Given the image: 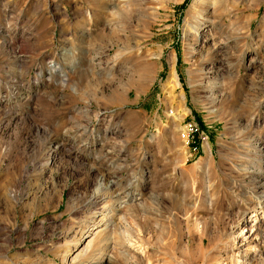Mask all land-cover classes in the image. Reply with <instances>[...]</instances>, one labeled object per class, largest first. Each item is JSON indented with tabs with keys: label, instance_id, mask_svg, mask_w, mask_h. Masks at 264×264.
Masks as SVG:
<instances>
[{
	"label": "rangeland",
	"instance_id": "obj_1",
	"mask_svg": "<svg viewBox=\"0 0 264 264\" xmlns=\"http://www.w3.org/2000/svg\"><path fill=\"white\" fill-rule=\"evenodd\" d=\"M0 264H264V0H0Z\"/></svg>",
	"mask_w": 264,
	"mask_h": 264
},
{
	"label": "built area",
	"instance_id": "obj_2",
	"mask_svg": "<svg viewBox=\"0 0 264 264\" xmlns=\"http://www.w3.org/2000/svg\"><path fill=\"white\" fill-rule=\"evenodd\" d=\"M174 110H169L171 115H174ZM179 137L187 144L202 145L205 142L207 135L201 129V126L195 121H187L179 131Z\"/></svg>",
	"mask_w": 264,
	"mask_h": 264
},
{
	"label": "bare ground",
	"instance_id": "obj_3",
	"mask_svg": "<svg viewBox=\"0 0 264 264\" xmlns=\"http://www.w3.org/2000/svg\"><path fill=\"white\" fill-rule=\"evenodd\" d=\"M254 216H256V214H252V215H250V218H248V220L247 221H249L252 217H254ZM104 221V218L102 217V218H100L99 219V223H102ZM97 229V227L95 226V223H93L92 225H91V227H89L88 229H87V231H86V234L84 235V238H88V237H90V238H88V239H86V242H85V244L83 245V247H82V250L83 249H85V250H87L88 248H90L91 247V239H92V237H93V234H95V233H97V231H92V230H96ZM92 236V237H91ZM101 254H105V252H100Z\"/></svg>",
	"mask_w": 264,
	"mask_h": 264
}]
</instances>
